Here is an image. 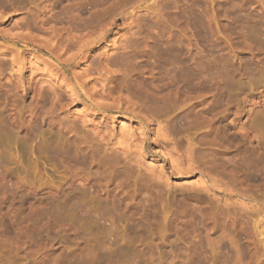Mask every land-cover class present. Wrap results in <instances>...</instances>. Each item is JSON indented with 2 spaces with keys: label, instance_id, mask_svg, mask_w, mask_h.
<instances>
[{
  "label": "rangeland",
  "instance_id": "rangeland-1",
  "mask_svg": "<svg viewBox=\"0 0 264 264\" xmlns=\"http://www.w3.org/2000/svg\"><path fill=\"white\" fill-rule=\"evenodd\" d=\"M0 264H264V0H0Z\"/></svg>",
  "mask_w": 264,
  "mask_h": 264
},
{
  "label": "bare ground",
  "instance_id": "bare-ground-1",
  "mask_svg": "<svg viewBox=\"0 0 264 264\" xmlns=\"http://www.w3.org/2000/svg\"><path fill=\"white\" fill-rule=\"evenodd\" d=\"M143 131H144V133H146L148 131V129L147 128H143Z\"/></svg>",
  "mask_w": 264,
  "mask_h": 264
}]
</instances>
